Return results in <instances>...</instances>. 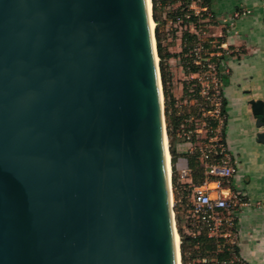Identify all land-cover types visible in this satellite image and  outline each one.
Instances as JSON below:
<instances>
[{"label":"water","instance_id":"1","mask_svg":"<svg viewBox=\"0 0 264 264\" xmlns=\"http://www.w3.org/2000/svg\"><path fill=\"white\" fill-rule=\"evenodd\" d=\"M149 4L0 0V264H182Z\"/></svg>","mask_w":264,"mask_h":264},{"label":"crops","instance_id":"2","mask_svg":"<svg viewBox=\"0 0 264 264\" xmlns=\"http://www.w3.org/2000/svg\"><path fill=\"white\" fill-rule=\"evenodd\" d=\"M208 9L213 20H203L205 36L221 44L222 50L218 67L223 139L236 163V173L223 189L245 202L232 213L234 228L228 241L234 243L242 264H264V143L257 138L264 126L258 127L250 105L251 101L264 104V0H211ZM234 14L239 18L230 20ZM180 72L184 81L186 75ZM181 92L179 88L176 95ZM173 148L176 182L179 171L188 168L190 146L175 141Z\"/></svg>","mask_w":264,"mask_h":264},{"label":"built area","instance_id":"3","mask_svg":"<svg viewBox=\"0 0 264 264\" xmlns=\"http://www.w3.org/2000/svg\"><path fill=\"white\" fill-rule=\"evenodd\" d=\"M237 16L234 14L230 20ZM222 22L226 23V20ZM193 34L195 44L186 50L183 58V69L187 73L183 102L185 105L194 103L196 117L184 114L185 119L180 123L176 135L189 144L190 154L196 156L202 181L195 183L191 170L183 168L173 188L171 169V188L177 194L176 203L187 206L191 236L206 232L209 237L224 239L234 246L233 242L228 241L234 228L232 213L245 202H242L239 194L223 189L236 173V163L223 139L225 114L218 67V57L222 56L219 52L221 44L207 38L203 29L199 28ZM216 243V251L221 252L223 247ZM199 261L201 264H242L239 255L233 252L226 261L217 262L207 256L199 258Z\"/></svg>","mask_w":264,"mask_h":264},{"label":"rangeland","instance_id":"4","mask_svg":"<svg viewBox=\"0 0 264 264\" xmlns=\"http://www.w3.org/2000/svg\"><path fill=\"white\" fill-rule=\"evenodd\" d=\"M205 1L207 0H157L158 5L156 6L155 14L160 22L158 26V36L164 48L163 53L168 54L170 56L163 61V73L165 80L164 84L162 83V79H161L162 102H163L168 146H170V142L173 146L175 141L176 142L181 141V139L176 134L180 123L183 122L182 120L185 119L183 118V115L191 114V116H193L194 118L196 117L195 116L196 113L194 111L195 110L194 103L190 102L187 105H185L183 102V98L186 96L185 92L187 88V83L185 80L182 81L180 79L181 78L180 70L182 69L184 74L187 76V73L183 69V63L185 60L183 58L186 52L184 49L187 50L188 48L192 47L195 44V39H193L192 41H186V40L183 41V35L185 33H194L195 31H199V28L201 30L202 29L205 30L206 25L203 26L202 22L203 20H205L206 17H208L209 22L211 21V19L213 20V18L209 17V15L207 16V14H209V9L205 11H201L199 9L201 5H205ZM161 2H164L165 4L161 5L160 4ZM151 9L153 15L152 2H151ZM190 10H192L194 12V16L197 17L196 28L194 27L193 24H188V22H186L187 19L186 16L190 14L189 13ZM183 16L186 19L185 18L183 19ZM238 18L239 16L235 17V19ZM205 22L206 21H204V23ZM154 37H155V26H154ZM158 65H159V58H158ZM159 71H160V66H159ZM180 83H182V87L181 85H179ZM179 88L182 89V92L181 94L179 93L178 95H176ZM175 126L176 128L174 129ZM171 130L172 131L175 130L174 136L168 135V132L169 134L172 133ZM170 167H171V162H170ZM171 192H172L171 196H172L173 215L175 219L176 231H177V221H176L177 218L178 226L183 231V234H188L190 233V224L188 222L189 220L187 219V206L185 204H183L182 206L177 204L176 203L177 194L173 193L172 188H171ZM189 251L190 250H188L187 248V253H186L187 264H201L199 260L190 259V255L188 254Z\"/></svg>","mask_w":264,"mask_h":264},{"label":"trees","instance_id":"5","mask_svg":"<svg viewBox=\"0 0 264 264\" xmlns=\"http://www.w3.org/2000/svg\"><path fill=\"white\" fill-rule=\"evenodd\" d=\"M153 4V20L155 22V40H156V49H157V55L159 58V66H160V72H161V79L162 83H165L164 80V73H163V61L170 57L168 54H164V48L163 45L161 44V41L158 36V26L160 24L159 19L157 18L155 12H156V6L158 5L157 0H151ZM211 0L205 1V5H201L202 8H205L206 10L209 8ZM161 5H164V2L160 3ZM189 17L186 16V18L183 16V19H186V22L188 24H193L194 27H197V17L194 16V12L192 10L189 11ZM195 39V35L193 33H185L183 35V41H192ZM186 51V49H184ZM183 50V51H184ZM182 51V52H183ZM224 106V103H223ZM224 112V110H223ZM177 126V125H176ZM174 127V129L176 128ZM172 133L168 135L169 136H174L175 135V130H171ZM169 151L171 155V169H172V187H175V178H174V158H175V150L170 142L169 146ZM188 161V168L192 172V178L195 183H201L202 181V176L200 173V170L197 168V160L196 156L189 155L187 157ZM173 193L175 194V191L173 190ZM188 219V218H187ZM177 221V231L178 235L180 238V252H181V262L182 264H187V258H186V253H187V248L190 250L188 254L190 255V259H196L199 260V258H202L203 256H207L208 259H214L217 262H222L226 261L227 259L230 258L231 252L238 254V251L235 246H230L229 244L226 243V240L224 239H215L214 237H209L206 232H201L200 234L196 235L195 237L191 236L190 233L188 234H183V231L179 228L178 226V219L176 218ZM189 222V221H188ZM216 242L221 244L222 251L217 252L216 251Z\"/></svg>","mask_w":264,"mask_h":264},{"label":"bare ground","instance_id":"6","mask_svg":"<svg viewBox=\"0 0 264 264\" xmlns=\"http://www.w3.org/2000/svg\"><path fill=\"white\" fill-rule=\"evenodd\" d=\"M151 7V5L149 4V8ZM152 28H154L155 24L152 23L151 24ZM170 162H171V156L167 155V170H168V177H169V185H171V167H170ZM172 194V192H171ZM171 202H172V196H171ZM180 241H179V235L176 236V246H177V250L179 247Z\"/></svg>","mask_w":264,"mask_h":264}]
</instances>
